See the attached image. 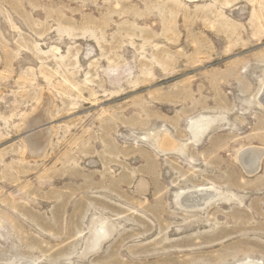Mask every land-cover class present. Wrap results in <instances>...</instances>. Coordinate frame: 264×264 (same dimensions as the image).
Masks as SVG:
<instances>
[{
	"label": "rangeland",
	"instance_id": "obj_1",
	"mask_svg": "<svg viewBox=\"0 0 264 264\" xmlns=\"http://www.w3.org/2000/svg\"><path fill=\"white\" fill-rule=\"evenodd\" d=\"M263 89L264 0H0V264H264Z\"/></svg>",
	"mask_w": 264,
	"mask_h": 264
},
{
	"label": "bare ground",
	"instance_id": "obj_2",
	"mask_svg": "<svg viewBox=\"0 0 264 264\" xmlns=\"http://www.w3.org/2000/svg\"><path fill=\"white\" fill-rule=\"evenodd\" d=\"M259 100L264 105V89L261 95L259 96ZM43 137L44 136L40 135L36 138H27L28 156L36 157L41 154L42 150L47 144V138ZM262 155H264V150L258 148L247 149L246 151L241 152L239 154V162L247 173H252L258 169ZM208 191L209 190L201 189L199 192L185 194L181 198L180 202L183 206L187 205L188 207H198L200 205H203L210 199Z\"/></svg>",
	"mask_w": 264,
	"mask_h": 264
}]
</instances>
